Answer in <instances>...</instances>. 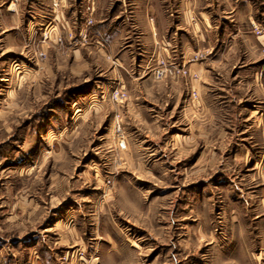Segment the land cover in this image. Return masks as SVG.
<instances>
[{"label": "rangeland", "instance_id": "1", "mask_svg": "<svg viewBox=\"0 0 264 264\" xmlns=\"http://www.w3.org/2000/svg\"><path fill=\"white\" fill-rule=\"evenodd\" d=\"M234 1L191 0L179 28L186 52L159 59L142 52L140 10L118 0L109 12L87 0L78 25L73 7L42 0L35 14L19 13L21 30L4 29L11 14L0 8V264H264V49L253 43L264 0ZM156 2L176 15L170 0ZM246 3L255 24L210 33L224 42L213 56L197 36L200 12L218 20L234 10L240 23ZM115 14L112 42L100 24ZM161 61L188 73L158 78ZM202 61L222 72L204 108L189 86ZM251 108L262 124L241 120ZM231 116L237 124L225 123ZM225 129L257 137L225 151ZM237 146L243 154L232 156Z\"/></svg>", "mask_w": 264, "mask_h": 264}, {"label": "crops", "instance_id": "2", "mask_svg": "<svg viewBox=\"0 0 264 264\" xmlns=\"http://www.w3.org/2000/svg\"><path fill=\"white\" fill-rule=\"evenodd\" d=\"M86 1L87 0H76L75 2L74 0H72L73 2L72 3L71 0H61V6L67 7L68 11L73 7L72 9H73L74 15H73V20L71 21L72 23L78 25L79 22L84 20V9L87 4ZM92 1L95 4V0H92ZM96 1L98 4L97 7L100 6V10L104 8L107 12L111 10L112 4L114 3V0H96ZM118 1H119L118 8H120V10L126 11L129 5L133 6L132 8L133 10H131V13H133L134 16L138 14V9L140 10L139 16L143 18L140 19L141 21L139 24L140 26H138L141 30L139 32V42H141L142 46L148 45V48L145 49L147 51H142V52L144 53L153 52L154 54L157 53L156 59L157 58L159 59V57H169L171 55H174V52H177L178 57L180 58V54L182 53L183 55L186 52L187 45L186 43L182 41V38L180 36L181 32L179 28H183L181 20L183 21V23H185V21H187V15L193 9L191 5V0H170L172 5L170 6L171 11H169V15L172 16L174 12L176 13V15L171 18L161 13L163 12L162 11L163 7L162 8L158 7L156 0H118ZM41 5H42V0H0V8H2V10L4 9L5 12H7V14H11L10 21L7 20V22H4V23L2 22V25L6 27L4 29L12 28V29L21 30V27L24 25L23 22L25 21V18L24 17L21 18L19 13L22 12L23 10L25 11V8L30 7L31 8L30 12L35 14L38 10H40ZM246 5L247 7H245L246 11L244 14L242 10L241 11L235 10V13H234L235 17H240L241 13L245 16L244 20H241L240 23L234 22L235 20L232 17L233 15H230L232 14L234 10L224 11L226 14L227 13L229 14L226 15L224 13L222 16H218L219 17L218 20H213V19L209 20V16L211 17L212 14L209 13L208 15L207 11L200 12V15H201L199 18L200 21L197 24L199 25V27H203L204 31L201 32L197 36L203 42V46H205V48L209 47L211 49L212 51L211 54L213 56L220 50L219 49L220 46H224V42L221 40L222 38H219L220 41L214 40L212 43L208 38L210 33L212 35H219L220 37L221 36L223 37L224 31L227 25L228 26L233 25L236 27L241 26L242 28L244 27L249 28L251 25L255 24L256 19L254 18V13H255L254 7H251L249 3H246ZM180 7L182 9L179 10ZM92 9L95 11L96 8L92 7ZM24 11L21 13L22 16L24 15ZM159 12H160V15H159ZM246 12H248L249 15ZM16 15H17V18L16 17L14 18V16ZM117 16L118 15L115 14L113 16L110 15L109 18L105 17L104 19H101L104 23L100 25L105 29L106 27L110 28V24L108 23L112 22L111 18H115ZM223 18H227L229 20L224 21ZM169 19L171 20L170 22L168 21ZM216 21L217 23H219V26L215 24ZM30 23H33L35 25V19L34 20L27 19L26 26L28 27V29L30 27ZM190 23L191 22L189 21V24ZM223 24H225V26ZM170 28H172L173 30L169 34H167V30ZM110 29L112 30V31H109V32H112L110 37L112 39V42H115V38L116 37L119 38V36L116 33L117 30H115L114 28H110ZM175 29L177 31H175ZM235 35L238 36L237 32H235ZM253 43H254V46H257L256 48L264 49V35L262 34V35L256 36ZM247 49H250V48H247ZM123 54L124 52L120 54V57L118 59L120 64L124 63ZM208 66H209V63L207 61H202L200 63H194L190 66L195 72L198 73V75L200 76V79L191 80L189 86L191 90L197 89V91L200 92L203 108H204V105L207 103V100H206L207 97L205 96V92L209 90L210 88H212V85L214 83L212 78H215L216 76H218L219 73H222V72L213 70L211 67H208ZM243 73H247V74L242 75V76L257 77V70H246V69L241 70L240 76ZM263 76H264V69H263ZM251 87H253L255 91L258 90V87H256L255 84H253V86ZM227 88H230V87H227ZM225 95H226L224 96L225 100L223 101H226L227 103H231L232 99L230 97L228 90ZM209 107L210 106L207 105V108ZM256 112H257L256 109L251 108L249 109V112L241 111L239 112V114L240 113L244 114L245 116L243 118L241 117L242 118L241 120L246 121V122L250 121L251 125H257L260 123L262 124V122L260 121V118L256 116L255 114ZM236 120H237L236 116H231V117H227L224 121H226L225 122L226 124L232 123L234 125L238 123ZM218 123H219L218 118H212V117L209 118L210 125L218 124ZM225 130H226V134L222 136V138L220 139L222 141L224 140L226 141L224 145V149H223L225 151L232 150V147L230 145V142L232 140H240L241 142H243L244 138L252 139L254 137L255 138L257 137V136H253L252 134L248 133V135H246L244 138L242 137L243 134L241 135V138H235V134L228 132V129H225ZM241 133H244V132H240L239 134ZM216 140H218V136ZM262 142L264 143V140ZM233 150L234 151L231 154L232 156H235L239 154L240 148L237 146V147H234ZM240 153L243 154V152L241 151ZM244 155H245V152H244Z\"/></svg>", "mask_w": 264, "mask_h": 264}, {"label": "built area", "instance_id": "3", "mask_svg": "<svg viewBox=\"0 0 264 264\" xmlns=\"http://www.w3.org/2000/svg\"><path fill=\"white\" fill-rule=\"evenodd\" d=\"M257 32H259V31H257ZM84 36H86V35L84 34ZM199 58H202V54L196 53L190 59L191 60H198ZM161 64H162V67H159L155 70V75L158 78H162L166 75L179 76V75H186L188 73V70L185 69L184 65L165 63L164 61H161ZM113 96L115 99H123L125 97V93L122 90H115ZM118 146L120 148L126 147L124 139H119Z\"/></svg>", "mask_w": 264, "mask_h": 264}]
</instances>
